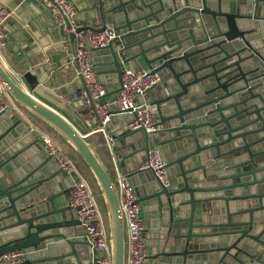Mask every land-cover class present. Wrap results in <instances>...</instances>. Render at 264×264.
Returning <instances> with one entry per match:
<instances>
[{"label": "water", "instance_id": "95a60500", "mask_svg": "<svg viewBox=\"0 0 264 264\" xmlns=\"http://www.w3.org/2000/svg\"><path fill=\"white\" fill-rule=\"evenodd\" d=\"M82 4L100 30L121 33L89 53L106 92L98 103L118 92L124 71L145 67L159 83L138 101L158 130H130L133 115L110 104L104 130L82 134L61 110L87 130L78 109L101 123L83 78L72 92L64 86L66 68L77 69L75 35L56 26L42 0H0L9 14L0 50L16 69L0 54V87L28 122L13 120L11 109L0 113V257L22 251L18 264H95L79 221L60 204L70 178L42 149L38 130L86 181L110 264L128 257L117 171L130 178L155 264H264V0ZM149 152L164 163L166 185L139 171Z\"/></svg>", "mask_w": 264, "mask_h": 264}, {"label": "built area", "instance_id": "2783aa9c", "mask_svg": "<svg viewBox=\"0 0 264 264\" xmlns=\"http://www.w3.org/2000/svg\"><path fill=\"white\" fill-rule=\"evenodd\" d=\"M48 8L53 22L65 33L75 35V59L77 62V75H80L93 101L96 104L97 113L101 125L96 130H104V125L110 119L109 105L116 106L122 113L133 115V120L128 124L130 130L142 129L146 134H152L158 130V118L147 109L138 99L152 86L159 83L155 74L148 70L138 72L124 71L121 83L110 101L99 104L106 92L101 83L96 81L89 53L93 49L107 46L121 34L112 28L82 27L77 22V10L69 0H42ZM8 13L0 10V45L5 33L2 23L8 17ZM81 28H85L81 30ZM5 93L0 87V113L6 111L3 100ZM88 127L91 125L86 120ZM41 143L55 164L70 178L68 189V207L73 210L75 218L82 228L81 236L96 251L95 264H110L107 251L106 237L100 215L98 213L93 195L86 181L76 172L69 159L63 155L57 145L47 136H43ZM139 171H152L155 177L164 185L167 181L164 174V163L155 152H149L147 159L140 163ZM117 186L121 208L125 218L127 232V264H147L148 249L143 241L144 230L141 206L131 184L130 178L116 172ZM23 259L22 251H15L0 257L3 264H18Z\"/></svg>", "mask_w": 264, "mask_h": 264}, {"label": "crops", "instance_id": "0c3cea01", "mask_svg": "<svg viewBox=\"0 0 264 264\" xmlns=\"http://www.w3.org/2000/svg\"><path fill=\"white\" fill-rule=\"evenodd\" d=\"M69 1L73 4V6L77 10V22H78V25L79 26H82V27H89L90 26V27H93V28H96V27H100L101 26V24H96L95 22H92V21H89V20L86 19L88 15H87L86 11H84V6L85 5L82 4V3H84V0H81L80 1L81 2V6H82L81 9H78L75 6V4L73 3L72 0H69ZM51 19H52V17H51ZM64 44L66 45V48L68 49V44L67 43H64ZM0 54L3 57V59L5 60L6 64L9 66V68L13 72L16 73V71H15L16 69L13 67V61H12V59L9 58L7 56V54L5 52H3L2 49L0 50ZM144 70H147V69L144 67ZM77 77H78V75H77V69H76V67L73 64H71L68 68H66L65 73H64V77H63V79L65 80L64 86L66 87L67 91L72 92V91L76 90L75 88L79 87L80 82H79V80H78ZM95 79H96V81H98L97 78H96V76H95ZM110 85H111L112 88H115L117 86L116 83H113V82H111ZM112 97H113V95L112 96H108L106 98V100L107 101H110V99ZM151 99L152 98H149V100H151ZM3 100H4L5 104H6V107H7L6 109H11L12 110L13 120H18L19 119L23 123H28L26 121V119H25V116L22 113H20L18 110L15 109V107L11 104V102L8 100V98L6 96L3 98ZM61 113L64 116H66L69 119V121L72 122L80 130V132L82 134H86V133L90 132V130L95 129L96 126H97V125H95V124L92 123V120H91L92 119L91 112L86 107H82V108L78 109V113L83 117V119H84L85 122H86V120L89 121V124L91 126L89 127L88 130H87L86 126L84 127V124L81 123V120L78 117H75L72 112H70L68 110H61ZM32 130H33V127H32ZM35 131L37 133V138H38L39 144L41 145V147H42L43 150H46L44 148V146L42 145V143H41V139L45 135H42V133H40L38 130H35ZM60 204H61L62 207H65V206L68 207V192H67V194L63 198L60 199ZM70 211H71V214L72 213L74 214V212H73L72 209ZM71 214L69 212V217H71ZM145 245H146V247L148 249V261H147V264H155L156 261L150 259L157 252V248L154 245V240L152 238H148L146 240Z\"/></svg>", "mask_w": 264, "mask_h": 264}]
</instances>
